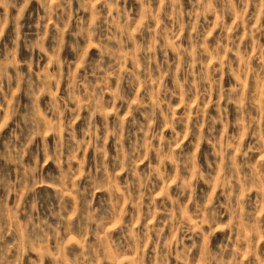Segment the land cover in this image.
Wrapping results in <instances>:
<instances>
[{
    "label": "clouds",
    "instance_id": "1",
    "mask_svg": "<svg viewBox=\"0 0 264 264\" xmlns=\"http://www.w3.org/2000/svg\"><path fill=\"white\" fill-rule=\"evenodd\" d=\"M133 2L0 0V264H264V0Z\"/></svg>",
    "mask_w": 264,
    "mask_h": 264
},
{
    "label": "rangeland",
    "instance_id": "2",
    "mask_svg": "<svg viewBox=\"0 0 264 264\" xmlns=\"http://www.w3.org/2000/svg\"><path fill=\"white\" fill-rule=\"evenodd\" d=\"M185 2H186V6H189V5H187V0H185ZM36 7V4L35 3H33V5H32V8H35ZM76 7H78V5H76ZM128 7L129 8H132V10H133V15L134 16H137V14H138V10H139V5L138 4H135L134 2H133V0H129V4H128ZM86 17H88V14H84ZM211 18V17H210ZM10 34H11V29H10ZM6 39H7V37H6ZM261 43H264V40H261ZM98 53H97V50L95 49V48H93L92 50H91V55H93V56H96ZM23 55H25V53L23 52V50L21 51V56H23ZM170 55H171V53H170ZM3 57H2V54H0V59H2ZM173 58H175L174 56H173ZM47 59L48 58H45V63H47ZM43 65H41V67H42ZM209 99H218V96H213V97H210ZM178 103V102H177ZM234 107L235 106H232V108H233V110H234ZM211 111H215V109H212ZM229 119H232V117L231 116H229ZM220 128H221V130L223 129V125H220L219 126ZM41 143H42V141H41ZM112 143L113 142H110V147H111V145H112ZM204 150L205 151H208L209 150V146L208 145H205L204 146ZM91 155H92V153H91V151H89V153H88V156H89V158H91ZM77 167H79V165H77ZM50 191H51V189H50ZM163 191V188H161V192ZM102 195V193H96V196L97 197H99V196H101ZM103 195H106V194H103ZM158 196H159V193L157 194ZM253 196H256L257 194L256 193H253L252 194ZM260 199H261V205H260V210L261 211H264V193H261L260 194ZM12 203H15V198H13V200H12ZM75 207V206H74ZM223 237H222V235L218 232L217 233V236H216V238L213 240V246H215V244L217 243V241L218 240H220V239H222ZM71 237L69 238V241H66V243H70L71 242ZM235 237H233V240L235 241ZM233 247H235V245L233 244ZM261 248H264V244H261ZM242 256H243V253H242ZM46 264H48V262L46 261ZM117 264H125V258H123V257H121L118 261H117Z\"/></svg>",
    "mask_w": 264,
    "mask_h": 264
}]
</instances>
